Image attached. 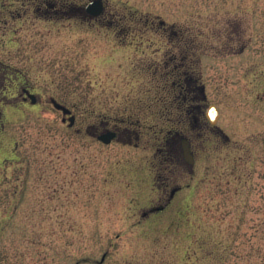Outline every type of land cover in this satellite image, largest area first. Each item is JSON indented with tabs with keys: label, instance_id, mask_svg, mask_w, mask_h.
<instances>
[{
	"label": "rangeland",
	"instance_id": "rangeland-1",
	"mask_svg": "<svg viewBox=\"0 0 264 264\" xmlns=\"http://www.w3.org/2000/svg\"><path fill=\"white\" fill-rule=\"evenodd\" d=\"M89 1L0 0V264H264V0Z\"/></svg>",
	"mask_w": 264,
	"mask_h": 264
},
{
	"label": "flooded vegetation",
	"instance_id": "flooded-vegetation-1",
	"mask_svg": "<svg viewBox=\"0 0 264 264\" xmlns=\"http://www.w3.org/2000/svg\"><path fill=\"white\" fill-rule=\"evenodd\" d=\"M180 69H184L183 76H180L179 79L176 81V84L174 86V89L176 86H178V91L180 93V97H178L179 100V107L178 112L181 114L182 120H179V124L182 123V121L186 122V118H189L188 125H193V123L197 124V120L201 119L202 117H205L206 121L209 123L207 117H206V99L203 95L204 88L202 85L199 84V81L196 77H193L191 74L188 75L187 72V66H186V55L183 54L180 58ZM183 63V64H182ZM182 75V74H181ZM22 99L25 101L29 99L32 101V99L29 97L30 95L35 96L34 101L35 103L38 101L36 95L32 94L27 89H23L22 91ZM67 118V117H66ZM66 120V119H65ZM192 122V124L190 123ZM184 122V123H185ZM194 126V125H193ZM212 126V125H211ZM118 138V134L116 139ZM187 140L190 147V152L193 156V165H189L185 162L183 157V150H182V140ZM165 147H164V153L167 154V162L169 161L176 165V163H182L183 165H186L187 168L190 170L195 165V159L194 154L192 151V141L190 137H186L182 135L180 131H168L167 138L165 139ZM169 159V161H168ZM166 161V160H164ZM168 180V177L166 178ZM169 181V180H168ZM180 190L179 187L174 188L168 198V202L172 201L175 194Z\"/></svg>",
	"mask_w": 264,
	"mask_h": 264
},
{
	"label": "water",
	"instance_id": "water-1",
	"mask_svg": "<svg viewBox=\"0 0 264 264\" xmlns=\"http://www.w3.org/2000/svg\"><path fill=\"white\" fill-rule=\"evenodd\" d=\"M83 11L87 15H89L90 17H93V18H97V17L101 16L104 13L103 0H91V1H89L86 5H84ZM29 97L32 99V103H35V101H34L35 96L30 95ZM51 103H52L53 107L56 110L61 111L64 116L71 115L68 118V121H69V126L72 127L74 125V122H75V117L72 115L70 109L59 104L55 100H51ZM219 116H220L219 111L216 109L215 106L209 105L207 107L206 117L212 125L217 124V122L219 120ZM63 121H65V119ZM116 136H117V134L115 131H106L103 134H101L100 136H98L97 139H98V141L102 142L103 144L108 145L116 138ZM182 150H183V157H184L185 162L189 165H193V163H194L193 156L190 152L189 143L185 139L182 140ZM155 210L159 211V210H161V208H158Z\"/></svg>",
	"mask_w": 264,
	"mask_h": 264
},
{
	"label": "trees",
	"instance_id": "trees-1",
	"mask_svg": "<svg viewBox=\"0 0 264 264\" xmlns=\"http://www.w3.org/2000/svg\"><path fill=\"white\" fill-rule=\"evenodd\" d=\"M179 97H180V95H179Z\"/></svg>",
	"mask_w": 264,
	"mask_h": 264
}]
</instances>
